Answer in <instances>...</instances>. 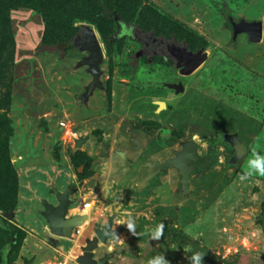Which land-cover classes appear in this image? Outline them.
<instances>
[{
  "label": "rangeland",
  "instance_id": "obj_1",
  "mask_svg": "<svg viewBox=\"0 0 264 264\" xmlns=\"http://www.w3.org/2000/svg\"><path fill=\"white\" fill-rule=\"evenodd\" d=\"M137 6L135 14L118 12L109 21L75 20L66 31H47L32 8L7 10L0 136L17 188L14 180L7 184L10 209L0 210V264H147L157 254L170 264H194L199 251L203 264H264V177L239 179L251 150L264 154V0ZM242 23L261 25L258 42L234 29ZM85 30L102 53L96 75L90 53L51 50L65 41L60 34L72 42ZM155 41L203 61L188 71L177 58L149 56ZM231 136L246 151L237 160ZM192 141L198 149L184 186L179 170L165 164ZM56 189L67 194L70 215L86 214L70 237L53 240L54 252L41 213ZM14 192L25 199L19 207ZM158 223L163 235L152 240L147 232ZM107 226L118 239L87 251Z\"/></svg>",
  "mask_w": 264,
  "mask_h": 264
},
{
  "label": "water",
  "instance_id": "obj_2",
  "mask_svg": "<svg viewBox=\"0 0 264 264\" xmlns=\"http://www.w3.org/2000/svg\"><path fill=\"white\" fill-rule=\"evenodd\" d=\"M239 33H245L248 36V39L252 42H258L262 35V27L260 24H245L242 23L240 26L234 28ZM159 43L160 51L157 52L161 56H165L167 58H177L178 63L177 65H181V60L185 55L187 59L182 60L186 64H188V71L198 66L202 61L203 58L199 55L192 56L191 54L185 52L183 49L180 52L175 48L173 44L161 43L158 41L154 42ZM79 48V50L83 52L90 53V58L87 61V64L90 66V72L95 74L98 71V65L102 59V53L99 48V45L96 41L95 35L90 32L89 30L84 31L83 38H76L72 42H65L64 44L58 45L56 47L51 48V50H61L63 53L70 47ZM162 49V50H161ZM149 50V49H148ZM146 50V52H148ZM181 55L179 56V54ZM157 55V54H156ZM86 64V62H85ZM163 106V104L159 103ZM164 107V106H163ZM83 141L77 143V148H80ZM231 145L236 153V160L241 158L245 154V148L239 142L236 136H231ZM198 149L197 143L194 141L190 142L187 146L184 147L183 152L178 154L177 159L169 160L165 164L166 167H174L179 170L182 175V184L187 186L188 177L191 172V168L189 167V163L195 160V155ZM58 204L56 206L46 205L45 210L47 211L44 213V218L48 225V228L51 234L55 236H60L64 238H68L71 236L72 231L74 228L81 225V218L73 217V218H66L67 211L70 205L68 202L67 194H60L57 196ZM109 226L105 227L101 231L95 232V238L93 241L87 246L86 250L91 251L97 245V242H104L106 239L111 237V234L108 232ZM105 263V260L102 264Z\"/></svg>",
  "mask_w": 264,
  "mask_h": 264
},
{
  "label": "trees",
  "instance_id": "obj_3",
  "mask_svg": "<svg viewBox=\"0 0 264 264\" xmlns=\"http://www.w3.org/2000/svg\"><path fill=\"white\" fill-rule=\"evenodd\" d=\"M76 1H82V3L75 4ZM101 2H102L101 5H97L96 2H91V0H0V10H2L3 12V18L0 19L1 21L0 25L2 26L0 32L9 36L5 21H7V10L10 9L11 6H17V7L24 6L35 10L43 18L45 25L47 27V31L48 30L50 31L52 27L56 28V26L63 29L66 28L65 31L70 30L75 20H82L83 18L97 17L102 20L103 18H106L109 21L113 16L117 15L116 13L118 12L123 13L127 11L128 13H131L133 15L138 10V6H137L138 0H101ZM121 28L123 30L124 26H121ZM60 36L65 38V41L61 44H64L65 42H69L65 33L60 34ZM1 51H4V49H1ZM3 147H7L6 139L0 136L1 214L3 211H9L10 209L9 201L11 200L12 190L9 187H7V184L10 181L14 180L12 181L13 188L14 189L17 188L15 182L17 173L15 170L13 171L11 167L9 168V166H7L8 165L7 161L6 159H4L3 156H6L8 154V150L5 148L3 149ZM74 167L75 169H78L79 165L76 164ZM83 178H85L83 175L82 176L79 175V179H83ZM14 195L16 196V192H14ZM17 204H18V192L14 207H16ZM1 221L3 220H0V228L2 227ZM6 229L7 228H5V232L7 231Z\"/></svg>",
  "mask_w": 264,
  "mask_h": 264
},
{
  "label": "clouds",
  "instance_id": "obj_4",
  "mask_svg": "<svg viewBox=\"0 0 264 264\" xmlns=\"http://www.w3.org/2000/svg\"><path fill=\"white\" fill-rule=\"evenodd\" d=\"M197 141H199V137H194ZM206 144L201 142V147H205ZM252 155L251 158L247 160L246 170L239 177L241 181H247L249 178L253 176L264 177V154H261L255 148L251 150ZM108 166L105 165V168ZM106 225V221H105ZM126 226L130 233L136 234V224L135 221L131 218L127 220ZM164 232V224L158 223L154 229H150L147 234L150 236L152 240H159ZM112 239H118L116 235L111 236ZM191 250V249H189ZM205 255L204 252L199 251L196 255L192 257L194 260V264H203L202 257ZM147 264H170L168 260L164 258L162 254H157L151 257Z\"/></svg>",
  "mask_w": 264,
  "mask_h": 264
},
{
  "label": "crops",
  "instance_id": "obj_5",
  "mask_svg": "<svg viewBox=\"0 0 264 264\" xmlns=\"http://www.w3.org/2000/svg\"><path fill=\"white\" fill-rule=\"evenodd\" d=\"M158 98H159V96H158ZM64 185V184H63ZM63 185H61V186H63ZM62 190V189H61ZM59 192V190H57L56 189V191H54V193H50L51 195H52V197H53V200L52 201H43L42 200V205H43V209L46 207V205H52V206H56L57 204H58V201H57V196L58 195H60V193H58ZM62 193H64V192H62ZM21 200H25L22 196H21V193L19 194V200H18V207L20 206V201ZM24 202V201H23ZM22 202V203H23ZM45 212H46V210H44ZM69 208H68V211H67V215H66V218H73V217H78V218H80V217H84V214H86L85 213V211L84 212H78V213H76V214H69ZM42 212V211H41ZM41 214H44V213H41ZM82 214V215H81ZM12 216H13V221L15 220V216H14V213L12 214ZM43 216V215H42ZM82 221L83 220H81V225L83 224L82 223ZM8 222H10V221H7L6 222V224L8 223ZM11 224H13L12 222H11ZM15 225V224H14ZM80 225V226H81ZM24 228H36L35 226H30V225H27L26 227H24ZM41 228H48V225H47V223L46 222H44V225H42L41 226ZM77 228H79V226L77 227ZM49 235H50V239H48V242L46 243V245L48 246V247H50L51 249H53L54 250V248L53 247H55L54 246V241H56L57 239H59L60 238V236H55V235H53V234H51V232H50V230H49ZM54 240V241H53ZM50 245V246H49ZM42 248H44V245H42ZM54 252H56V250H54Z\"/></svg>",
  "mask_w": 264,
  "mask_h": 264
},
{
  "label": "flooded vegetation",
  "instance_id": "obj_6",
  "mask_svg": "<svg viewBox=\"0 0 264 264\" xmlns=\"http://www.w3.org/2000/svg\"><path fill=\"white\" fill-rule=\"evenodd\" d=\"M153 45H154V46H153V49H149L148 52H147V53L149 54V56H154L155 54H157V56H161V55H159V54L157 53V52L160 51V49H158V48L160 47V46H159V43L155 44V43L153 42ZM155 49H156V51L154 52ZM161 50H162V49H161ZM147 53H146V54H147ZM152 54H153V55H152ZM163 57H164V56H163ZM185 59H187V56H186V55H185V57H183L182 60H185ZM182 60H181L182 64H186V63H185L184 61H182ZM176 61H177V63H178L179 60H176ZM182 64H181V65H182Z\"/></svg>",
  "mask_w": 264,
  "mask_h": 264
},
{
  "label": "bare ground",
  "instance_id": "obj_7",
  "mask_svg": "<svg viewBox=\"0 0 264 264\" xmlns=\"http://www.w3.org/2000/svg\"><path fill=\"white\" fill-rule=\"evenodd\" d=\"M163 108V106L162 105H160V109H162Z\"/></svg>",
  "mask_w": 264,
  "mask_h": 264
}]
</instances>
